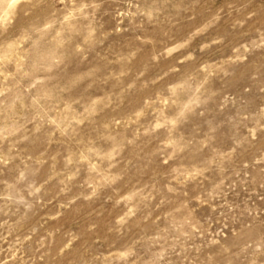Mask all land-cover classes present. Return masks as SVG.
Here are the masks:
<instances>
[{"label":"clouds","instance_id":"1","mask_svg":"<svg viewBox=\"0 0 264 264\" xmlns=\"http://www.w3.org/2000/svg\"><path fill=\"white\" fill-rule=\"evenodd\" d=\"M0 264H264V0H0Z\"/></svg>","mask_w":264,"mask_h":264}]
</instances>
